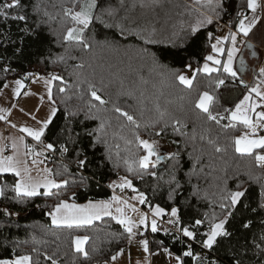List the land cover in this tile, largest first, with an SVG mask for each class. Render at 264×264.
Returning a JSON list of instances; mask_svg holds the SVG:
<instances>
[{
  "label": "trees",
  "instance_id": "16d2710c",
  "mask_svg": "<svg viewBox=\"0 0 264 264\" xmlns=\"http://www.w3.org/2000/svg\"><path fill=\"white\" fill-rule=\"evenodd\" d=\"M11 2L0 0V12L7 13V18L0 16V92L10 79L25 77L32 67L39 77L61 78L53 81L52 95L58 111L43 140L56 152L47 161L54 179L69 183L53 190L58 193L55 195L15 197L12 186L17 179L0 176V186L5 188V196L0 198V260L29 255L33 264H52V260L57 264L110 261L130 243L123 225L106 217L89 226L57 227L50 213L61 201L85 203L112 198L110 185L119 176L132 181L136 189L131 190L133 194H144L147 207H159L166 213L177 208L179 227L194 232L195 240L202 244L213 214L223 218L219 203L220 196L226 194L225 181L227 189L235 190L237 181L232 177L238 176L247 181L242 200L247 207L238 206L228 219L225 227L231 235L218 238L215 246L203 254L221 264H235L236 260L241 264H264V252L256 247L264 246V208L260 207L264 201L260 196L264 168L257 167L254 158L264 150H256L253 156L236 153L234 140L246 127L230 118L257 79L264 83V73L250 83L224 71L225 51L242 19L240 14L248 16L251 12L247 0H222L218 14L207 11L201 0L194 2L195 7L189 0H97V15L101 7L115 10L114 15L104 16L113 27L105 28L94 18L84 33L91 45L87 48L64 40L67 29L73 26L65 9H73V0H20L18 8L4 7ZM86 3L80 0L74 10L79 11ZM20 15L25 19H13ZM207 16L213 22L190 35L191 28ZM217 22L229 28L221 31L227 30V40L221 63L214 66L218 71L209 75L202 68L211 62L206 57L213 56L212 45L221 33L215 29ZM115 25L137 30L142 36L151 35L158 43L145 44L132 32L122 36ZM188 72H193L191 78L195 76L191 88L176 79ZM218 80L224 83L218 85ZM90 85L106 103L92 99ZM61 87L64 92L59 91ZM204 92L214 97L210 111L219 123L208 120L195 107ZM116 108L132 115L140 127L127 121ZM69 112L76 115L70 116ZM175 120L180 121L179 133L173 127ZM161 128L163 133L156 136ZM136 133L150 142L173 140L178 159L164 158L143 176L138 175L143 170L133 162L146 153L138 146ZM62 145L67 147L66 153L61 152ZM217 146L221 152L215 151ZM82 159L87 162L81 169L78 161ZM130 164L132 172L128 171ZM196 220L203 223L197 226ZM249 222L245 228L243 225ZM77 236L88 237L87 259L75 251ZM165 237L166 245L181 256L183 264H195L194 255H184L189 249L183 240Z\"/></svg>",
  "mask_w": 264,
  "mask_h": 264
},
{
  "label": "snow or ice",
  "instance_id": "6c2138e0",
  "mask_svg": "<svg viewBox=\"0 0 264 264\" xmlns=\"http://www.w3.org/2000/svg\"><path fill=\"white\" fill-rule=\"evenodd\" d=\"M80 3V0H73V9H65V15L68 16L72 23L73 26L68 28L66 31V34L64 35V40L65 42L69 41H74L78 44L83 45L84 47H90L91 45L89 42L85 39L84 33L85 31L89 28L90 25H92L94 18L97 20L98 23L102 24L105 28H111L113 27L112 24L108 23L105 19L104 16L107 14L108 16H112L115 14V10L112 8H100V12L97 15L96 14V9H97V0H88V3L81 5L79 11H75L74 8L77 4ZM208 3L211 5L213 4V0H208ZM20 0H12L11 3H7L4 5L5 8H14V7H20ZM261 7L260 3L258 0H247V8L251 10L253 14L256 13L257 9ZM215 8H222V0H215V5L213 10ZM243 16V19L239 21V31L247 37L249 33L252 31V29L255 27V25L258 23V17L253 15V18L251 21H248V17L245 14H241ZM0 16H3L7 18V13L5 12H0ZM13 19H19V20H24L25 17L20 15L13 17ZM246 21H248L246 23ZM213 22L212 17L207 16L203 20H200L197 22V24L191 28L190 35H194L201 26L204 24H211ZM120 29V34L123 36L127 32H132L133 35L138 36L143 43L145 44H153V43H158V41H155L151 38V35L149 36H142L139 31L134 30V29H127L123 25H115ZM211 35V34H209ZM233 48L232 51L228 55V61L227 65L224 67V71L226 73H229L231 76H235L236 72L233 71L232 64H233V55L238 52V49L235 47L236 43V36L233 34L231 36ZM220 43V40L217 39V44H213L212 48L215 52L222 54L223 49L218 47ZM61 60L63 59L62 57L60 58ZM208 61H211L213 64L219 65L221 63L220 60L215 59L213 56L209 55L206 57ZM243 63V62H242ZM189 68H191V65H188ZM5 72L8 71L7 68L4 69ZM197 72L201 71V69H197ZM202 71L207 74H211L212 72L218 71L217 68L209 67L207 63L203 65ZM261 72L264 73V69H261ZM61 79L58 76L53 75L50 80H45V84L48 85V96L49 99H51L52 95V90H51V83L52 81ZM176 79L179 81L180 84L191 88L193 84V80L195 79V76L192 78H189L184 75H178ZM16 89H15V95L19 97L20 95V90L24 88V83L21 80H17L16 82ZM224 83L223 80H218L217 84L222 85ZM4 87H7V84L4 85ZM90 95L93 100L98 101L100 104L106 103L102 99L100 95L97 94V90H95V87L90 85ZM60 92H64L65 89L61 87L59 89ZM253 91L256 92L257 96H261L262 99H264V96L257 90L253 89ZM248 97H245L244 103L247 104ZM41 100H43V97H41ZM214 101V97L210 95L208 92L202 93V95L198 98L195 107L200 109L203 113L206 114V118L208 120L216 121L219 123V120H217V116L213 115L212 111H210V106L212 105ZM90 107H95V105L90 104ZM256 107H261L260 104H255V105H248V108L251 111H255ZM116 112L120 113L122 116L126 117L127 121L131 122L132 124L135 125L136 128H139L140 125L135 121L134 117L132 115H129L127 112H123L120 108L115 109ZM57 109L55 107L51 108L50 114L48 117L41 122V127L38 130H33L28 127L21 128L20 131L27 133L28 136L32 137L35 141H40L41 137L44 135L45 130L48 129L49 125L52 123L53 118L56 116ZM70 116H75V112H69ZM95 118V117H93ZM4 116H0V120H3ZM35 119V117H33ZM223 119V117H221ZM231 119L233 121H238L242 123L246 128L250 129L251 132H245L242 136L236 138L234 140V146H235V152L239 153L241 155H247V156H253L254 152L256 149L264 150V136L259 137V138H252L256 136V130L258 127H264V111L256 113V118L255 121L250 115H247L246 112L242 113L241 112V106L237 105L236 106V111L232 113ZM180 125L179 120H175L173 122V127L176 132L179 133L180 128L177 127ZM15 127V125H13ZM104 125L101 124L100 130H103ZM151 127H155L154 125H151ZM168 124L165 123L164 128H167ZM234 127V125H233ZM164 128H161L159 131L155 132L156 136H160ZM136 140L138 142V146L142 147L143 150L145 151V155L139 158L138 161H135L136 168L143 170V171H138L137 174L140 176H143L145 172L149 169V167H155L157 164L160 163V161L164 158L167 159H178V153L174 154H169L167 157H162L158 154L156 148H155V141H148V140H143L140 138L139 134L136 133ZM99 139V137H97ZM211 143V141H210ZM47 149L50 150H55L54 146L49 143L45 146ZM12 148L15 151L16 145L15 143L12 144ZM68 149L65 146H61V151L66 152ZM4 149H0V174L3 173H14L15 176L20 177V179L12 186V190L15 193V197H35L39 195H44V196H51L55 195L58 193H53V189H60L62 187H66L68 185V180H64L61 183H57L55 180H46L44 183H33L31 181L30 177V169L27 167L24 168L23 172L24 174L28 175V179L25 180L22 176L21 169L18 167V161L15 159L14 156H8L4 157L2 155ZM31 149H28V151L25 154H28ZM215 151L221 152L222 149L217 146L215 148ZM34 155L39 156L43 155V152H36ZM153 157H155V160H153ZM255 160L257 162V167H264V154H256L255 155ZM86 160L82 159L78 161V167L83 168L86 164ZM33 163H36L35 159L33 160ZM126 163H128L126 161ZM50 171L51 170H47ZM128 171L132 172L134 171L133 167L131 164L128 167ZM151 175L155 176V172L150 173ZM83 180V177L81 178ZM175 177L173 176V180ZM232 179H235L237 181L236 183V188L235 190H229L227 189V181H225V188L224 192L226 193L225 195L220 196V203L219 207L222 210L223 213V218H220L217 216V214H213V216L210 219L209 222V231L204 233V236L206 239L202 241V245L204 248L211 250L213 246L216 244L218 238L220 237H228L231 235V233L226 229V224L228 223V219L232 217L233 212L237 210L238 206L241 207H247V204H242L243 198L246 196L247 189L244 187L245 183L247 181L241 180L238 176L232 177ZM121 180L123 181L121 184L115 185L114 187H119L121 191L127 187L133 189V191H136L135 188H133L131 180H128L127 178L122 177ZM252 177L251 175L248 176V181H251ZM110 187H113L110 185ZM180 185L177 183V188H179ZM44 188L45 191L41 193L40 189ZM5 196V188L0 186V198H3ZM260 196L264 198V188L261 189ZM136 199L139 200L141 204L145 202V197L143 193H139ZM116 202L117 204L124 203L126 207H130L127 205L126 202L121 201L119 197L113 195L111 198V201L104 202L100 201L97 203H92L91 201L87 205H77L75 203L69 204L66 201H61L59 204H57L54 208V211L50 213L52 217V223L57 226H67L69 228L73 226H83V225H91L93 221L95 220H100L104 216H111L113 219L116 220L118 224H121L124 226L125 231L128 233L129 236V241L131 242V238L134 235L133 229L137 227V225L133 224L130 220L126 219L123 216V209L117 208L116 211L118 213H121L120 216H112L111 212V207L112 203ZM261 208H264V201L261 202L260 204ZM133 211H136L135 208L132 209ZM162 209L157 207L155 209L154 215H160L162 213ZM178 209L173 208L171 211V216L176 217L178 221ZM255 211V209H253ZM206 219L208 217L206 216ZM172 221H170L171 223ZM141 223H144L145 226H147V217L142 218ZM203 222L201 220H196L195 225L199 226ZM245 228H248L250 226V222L246 223L243 225ZM157 223L155 219L151 221V231L153 233L157 232ZM182 231L183 236L187 237L191 240H195V233L190 231L188 228H182L180 229ZM88 237L84 236L83 238L77 236L74 240L75 244V251L77 253H81L85 259L88 258L89 254L85 250L84 245L87 243ZM261 240L264 241V236L261 237ZM141 244L143 246L144 252H149V247H148V240H142ZM256 247L260 250V252H264V246L262 244H256ZM165 252H168V249L164 250ZM123 250H120L117 255H122ZM117 255H113L111 257L112 261H115L117 259ZM169 255L171 253L169 252ZM185 256H193L192 251L189 249L188 251L184 252ZM47 259H52L51 257H47ZM195 259L199 260L200 257H195ZM176 260L178 264H183L181 261L180 257H176ZM0 264H33L32 262V257L29 255H23L16 257L14 260L11 261H0ZM52 264H57L55 260H52ZM139 264V262H138ZM215 264V262H213ZM235 264H241L240 260H236Z\"/></svg>",
  "mask_w": 264,
  "mask_h": 264
},
{
  "label": "crops",
  "instance_id": "0c3cea01",
  "mask_svg": "<svg viewBox=\"0 0 264 264\" xmlns=\"http://www.w3.org/2000/svg\"><path fill=\"white\" fill-rule=\"evenodd\" d=\"M258 1L261 4V0H258ZM193 7H195V6H193ZM237 33L241 36H244L239 31V27L237 28ZM252 37H254V36H252V35L250 36V34H249L245 38L248 39L249 41H251L257 47L252 46L251 44H247V48L245 49V51L243 52V54L240 58V62H241L240 65L243 66L242 64H244L247 66L246 68H248V71L245 69L247 75L243 76V74H242L243 70L242 69H244V68L240 67L239 64H237V66L235 68L236 76L238 78H240L241 80H243L245 82H250V83L253 82V80L256 78V76L259 73H261V69H263L262 54H261L260 49L258 48V45H260L262 43V41H260L261 39H259V38H257V40H255ZM237 39H238V36H237ZM26 76H29L30 78L29 79L26 77L19 78V79H23V81L26 82V84H24V88L20 90L19 97L16 96L18 99V102L14 105L15 109L19 108L21 101L25 100L24 98L27 97L26 95L29 92H32L33 94H37L38 92L39 93L43 92L44 95H48V85L45 84V80H50L51 79L50 77H47L48 79H45V80L43 79V77L35 79V78H32L30 71H29L28 75H26ZM17 79L18 78L10 79L7 82V87H4L1 94L3 92H7V91L12 92V89H7V88H9L10 86H15V84H16L15 82L17 81ZM32 82H34V83H32ZM253 85H255V83ZM52 86H53V81L51 83V89H53ZM245 97L249 98L247 101V104L244 103ZM255 104H260L261 107H256L255 111L253 112L248 108V105H255ZM238 105L241 106V112L242 113L246 112V114L250 115L254 121L256 118V113L264 111V100L255 98L252 95L251 89L243 97V99L240 101V103ZM52 106L54 107V105H52ZM56 109H57V106H56ZM12 111L13 110H11V112ZM235 111H236V108L233 112H235ZM0 114H1V111H0ZM0 116H2V115H0ZM231 116H232V114H231ZM54 118H53V120H54ZM231 121L233 123L242 124L238 121H233L232 119H231ZM24 127H28V128L33 129V130L39 129V128H33L31 123H30V125H26ZM245 132L250 133L251 130L246 128V130L241 134V136ZM262 136H264V127H258L256 130V136L252 137V138H259ZM43 137H44V135L41 137V140L39 142L35 141L32 137L28 136L27 133H24V132L20 131L19 129L14 128L8 122L6 123L4 120H0V149H4L2 155L4 157H8V156H14L15 157V159L19 162L18 167L21 169L22 176L25 180L28 179V175L24 174L23 170L25 167L30 169V177H31V181L33 183H41L42 184L46 180H55L53 177L52 171H50V173H49V171H47V170H51L49 165H48V162H47L48 160L46 158L47 157V151L45 149L41 148L40 146H38V145H41L43 143H46L43 140ZM144 139H146V138H144ZM31 141L34 143L33 145L31 144ZM13 143H15V145H16L15 151L12 148ZM28 149H31V151L28 152V154H25L28 151ZM256 150H260V149H256ZM36 152H43V155L36 156V155H34V153H36ZM34 159H35L36 163H33ZM5 175L14 176L17 179V181L20 179V177L15 176L14 173L9 172V173L0 174V176H5ZM122 177L123 176H119L113 183H111V185L113 187H110V188L113 192V195L119 197L121 201L126 202L127 205H129L130 207H126L124 203L117 204L116 202H113L112 207H111L112 216H120L121 213H118L116 211V209L121 208V209H123V216L126 219L130 220L133 224L137 225V227H135L133 229L134 235L131 238V242L129 243L128 247L123 249L122 255H117V253H116L115 255H117V259L115 261L110 260V261L105 262V263H97V264H138V262H139V264H178L176 257L181 258V256L172 250L173 249L172 246L166 245L167 241H166L165 236H167V235H164L161 233L155 234L153 237L152 245H150L148 243L149 252H147V253L144 252L141 241H137V239H136L137 236L142 235L145 231V224L141 223L142 218L146 217V214L143 210H145V209L150 210L154 213L155 209L157 207H154V208L147 207L145 196H144L145 202L143 204H141L139 202V200L135 198L138 196V194H133L131 192V190H132L131 188L129 189V188L125 187L121 191V189L119 187H114V185L117 182L122 181L121 180ZM132 185H133V183H132ZM53 190H55V189H53ZM125 190L129 191L128 198L130 199V201L123 199L119 195L120 193H122ZM40 191H41V193H43L45 191V189L41 188ZM100 201L108 202V201H111V198L106 199V200H97V201H91V202L97 203ZM66 202L69 204L75 203L77 205L83 206V205H87L90 201L85 202V203H76V202H72V201H66ZM133 208H135L136 211H133L132 210ZM166 214L167 213L163 210L160 215H156V216L157 217H164ZM106 217H111V216H104L103 218H106ZM97 221H99V220L93 221L92 224H94ZM54 226H57V225H54ZM83 226H89V225H83ZM57 227H67V226L61 225V226H57ZM142 230H144V231L142 232ZM81 238H83V237H81ZM205 239H206V237H205ZM85 245H84V248H85ZM165 249H168L169 251L165 252L164 251ZM169 252L171 253V255H169ZM194 256L200 257L199 260L195 259V264H213V262H215V264H221L217 259H214V258L210 259L205 254L194 255ZM14 259L15 258L9 259V260H0V261H11ZM181 261H182V258H181Z\"/></svg>",
  "mask_w": 264,
  "mask_h": 264
},
{
  "label": "rangeland",
  "instance_id": "374dc122",
  "mask_svg": "<svg viewBox=\"0 0 264 264\" xmlns=\"http://www.w3.org/2000/svg\"><path fill=\"white\" fill-rule=\"evenodd\" d=\"M189 1H190V4L193 6V4H195L194 2H196L198 0H193V1L189 0ZM87 3H88V0H87ZM201 3H202V5H204V8L207 11H210L211 13L218 14L221 11V8H215V10H213L214 5H215V0H213V4H211V5L208 3V0H201ZM253 15L258 17V23L255 25V27L252 29V31L249 34H250V36L251 35L254 36V37H252L253 39L257 40V38H259V39H261L260 41L264 42V5L263 6L261 5V7H259L257 9L255 14L250 12V14H248V16H247L248 21H251V19L253 18ZM248 21H246V23ZM217 39L220 40L218 47L222 48L223 52H224L225 51L224 42H226V40H227V30L219 33L217 35ZM246 42H244L243 44H239V41L236 37L235 47L237 49V45H240V49H238V52L233 55V64H232L233 71H235L237 64H239V65L241 64L240 58H241L243 52L245 51V49L247 48ZM215 44H217V41L215 42ZM260 45H262V43ZM232 48H233V44H232V40L230 39V43L228 44V48L225 51L226 52L225 66L227 65L228 55L232 51ZM220 55H222V54L217 53L215 51L213 53V57L215 59H218V60L220 58ZM207 64L209 65V67L215 68L214 67L215 64H213L212 62H208ZM242 65L243 66L240 65V67L244 68V69H242L243 70L242 74H243V76H245V75H247L246 70L248 71V68H246L247 67L246 65H244V64H242ZM192 74H193V72H188V73H185L184 76L191 78ZM40 77H43V76H40ZM27 78L29 79L30 77H27ZM43 79L45 80L48 78L43 77ZM17 80L23 81V79H19V78ZM23 83L26 84V82H24V81H23ZM32 83H34V82H32ZM16 87H17V85L15 84V86H10L9 88H7V89H12V92L7 91V92H3L2 94H1V92L3 90L0 92V94H1L0 95V111H1L0 115L4 116L3 120L6 123L8 122L11 126L15 125L14 128H17L19 130L21 128H24V126H26V125H30V123L32 124L33 128H40L41 122H43L48 117V115L50 114V110H51V108H53L52 105H54V107L56 108V106H55L56 103L54 102L53 95H51V99H49V96L44 95L43 92H41V93L38 92L37 94H33L32 92H29L26 95L27 97L24 98L26 101L22 100L19 108L15 109L14 105L18 102V99L15 95ZM253 89H257L262 94V96H264V83L260 79H257V81L255 82V85H253L251 87V91H252V95L255 98L262 99L261 96H257L256 92L253 91ZM41 97H43V100H41ZM262 100H264V99H262ZM11 110H13V111L11 112ZM33 117H35V119H33ZM143 140H147V139L143 138ZM155 148H156V150L160 156L167 157L169 154L174 153L175 142L171 139H162V140L155 143ZM153 160H155V157H153ZM122 182L123 181L117 182L115 185L120 184ZM145 229H146V226H145ZM143 231L144 230H142V232Z\"/></svg>",
  "mask_w": 264,
  "mask_h": 264
},
{
  "label": "built area",
  "instance_id": "2783aa9c",
  "mask_svg": "<svg viewBox=\"0 0 264 264\" xmlns=\"http://www.w3.org/2000/svg\"><path fill=\"white\" fill-rule=\"evenodd\" d=\"M261 5L262 6L264 5V0H261ZM242 13L245 14L244 12H242ZM241 14H240V17L243 19V16ZM227 28H229V25L226 23L217 22L215 24V29L217 30V32H221ZM233 32L238 36L239 44H243L244 42H246L248 40L244 36L239 35L237 33V30H234ZM258 47H259L261 54H262V65H263V69H264V42H262V45H258ZM237 49H240V45H237ZM30 72H31L32 78H35V79L39 78V74L34 67H32L30 69ZM25 77L27 78L29 76H25ZM31 144L33 145L34 143L31 141ZM38 146H40L41 148H43L47 151V157H46L47 160H50L52 157H54L56 155V152L54 150H50V149H47L45 147L46 146L45 143L38 145ZM66 152H62V153H66ZM262 168H264V167H262ZM119 195L123 199L130 201V199L128 198V195H129L128 190L123 191ZM143 211L145 212L146 217H147V226H146L145 232L142 235L137 236V238H136L137 241H142V240L146 239V240H148V243L150 245H152L154 235L157 233H161V234H164V235H167L170 237H174V238L183 240L186 247L188 249H190L194 255H201L207 251V249L204 248L201 243L197 242L196 240H191V239L183 236V233H182V231H180V227L178 226L177 218L172 217L170 213H167L164 217H157L150 210L145 209ZM153 219H155V221L157 223V228H158L157 232H155V233H153L151 231V221ZM170 221H172V222L170 223Z\"/></svg>",
  "mask_w": 264,
  "mask_h": 264
},
{
  "label": "water",
  "instance_id": "95a60500",
  "mask_svg": "<svg viewBox=\"0 0 264 264\" xmlns=\"http://www.w3.org/2000/svg\"><path fill=\"white\" fill-rule=\"evenodd\" d=\"M246 44H251L252 46L257 47L256 45H254V44H253L251 41H249V40H247ZM244 85H245V84H244ZM161 161H163V159H162Z\"/></svg>",
  "mask_w": 264,
  "mask_h": 264
}]
</instances>
